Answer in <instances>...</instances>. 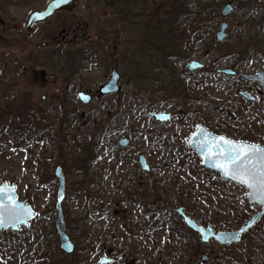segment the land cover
<instances>
[{
  "label": "rangeland",
  "instance_id": "obj_1",
  "mask_svg": "<svg viewBox=\"0 0 264 264\" xmlns=\"http://www.w3.org/2000/svg\"><path fill=\"white\" fill-rule=\"evenodd\" d=\"M48 1L0 0V65L6 66L0 70V101L27 98L35 111L31 114L41 113L36 115L43 132L30 150L0 142V184L15 185L18 201L35 212L28 230H0V264H65L88 246L79 264H95L105 253L102 245L122 252L135 242L141 243L148 264H158V257H164L161 264H182L191 253H196V264H202L201 255L209 257L207 264H264V215L237 244L220 247L211 241L199 248V238L185 231L176 213L183 207L216 232L236 230L260 211L248 202L247 190L202 167L185 139L201 124L215 134L264 144V98L255 95L257 85L240 76L264 69V50L248 48L241 54L237 47L255 35L264 0L242 11L239 5L251 0H200L217 13L205 14L196 40L184 38L191 52L173 60V81L168 72L161 74L160 63L153 66L163 36L155 25L161 1L147 0L148 7L139 13L126 11L123 21L95 0H77L73 10L58 11L25 30L28 15ZM227 2L234 12L224 18L220 12ZM196 8L192 5L190 13ZM222 21L229 25L230 38L219 42ZM74 56L73 70L69 62ZM193 59L204 67L188 71ZM112 68L120 75V92L101 96L99 87ZM226 68L237 76L217 73ZM247 89L256 104L239 96ZM79 92L90 95V102L82 103ZM151 112L169 113L170 119L159 122L148 116ZM38 117L31 119L33 124ZM91 135L102 137L99 146ZM122 138L129 140L126 147L118 145ZM92 150L88 162L82 154L91 156ZM139 154L149 173L140 169ZM57 166L65 176L62 209L75 244L71 255L60 250L54 227Z\"/></svg>",
  "mask_w": 264,
  "mask_h": 264
},
{
  "label": "water",
  "instance_id": "obj_2",
  "mask_svg": "<svg viewBox=\"0 0 264 264\" xmlns=\"http://www.w3.org/2000/svg\"><path fill=\"white\" fill-rule=\"evenodd\" d=\"M77 0H50L42 10L32 11L26 21V30H31L36 24L44 22L49 19L54 13L66 10L71 11L75 8ZM232 11V7L226 5L222 8L221 14L226 16ZM0 24L4 21L0 19ZM226 23H221L216 38L221 42L225 36ZM204 64L190 60L187 64L189 71H194L198 68H203ZM218 73L233 74L231 70H218ZM257 74H244L250 81L258 79ZM120 75L116 68H112L109 78L99 87V94L101 96L118 94L120 92L119 85ZM78 99L82 103H89L90 95L83 92L77 94ZM148 116L153 117L159 122H166L170 119L169 113H148ZM188 148L193 150L200 160V165L205 169L218 173L219 176L227 181L235 183L247 192V200L252 205L260 207V211L253 214L249 220L236 230L213 232L211 227L204 228L197 224L193 219L187 216L182 208L177 209L178 214L182 217L184 224L196 232L201 241L208 242L213 238L217 243L226 245L236 243L241 235L253 227L257 221L264 215V182H260L256 177H264V146L259 144H250L242 141H234L224 136H218L211 133L205 126L198 125L194 132H192L185 140ZM129 144L127 138L119 141L121 147H126ZM241 149L248 153L247 156L241 154ZM259 149V152H255ZM240 156L239 160L233 161L234 157ZM139 163L143 171L150 172L148 163L144 155L139 156ZM241 165L238 170L237 166ZM251 170L255 175L250 176L244 169ZM54 176L58 180V187L55 196V209L57 211V218L55 220V232L58 237L60 249L70 254L73 252V244L69 235L66 232V224L62 203L65 199V176L62 168L57 166L54 171ZM246 181V183L244 182ZM249 185H252L251 187ZM0 205L3 206L4 216L3 224L0 225V230L18 231L20 226L28 229L29 221L35 216V212L29 205L18 201L16 195L15 185H10L7 182L0 184ZM251 208L253 209V206Z\"/></svg>",
  "mask_w": 264,
  "mask_h": 264
},
{
  "label": "trees",
  "instance_id": "obj_3",
  "mask_svg": "<svg viewBox=\"0 0 264 264\" xmlns=\"http://www.w3.org/2000/svg\"><path fill=\"white\" fill-rule=\"evenodd\" d=\"M95 1L101 4L104 9H113L112 15L114 17H120L123 21H125L126 11L133 13L132 10H136L139 13L138 9L145 10L148 7V5L144 6V2L147 0H102L101 3H99L100 0ZM149 1L154 4L161 1L159 6L161 9V16H158V18L156 17L157 20L155 21V25L160 27L163 36H161L162 39L159 40L160 44L156 50L153 66L156 68L158 63H160V69L162 70L161 74L168 72V79L171 78L170 81H173V60L177 57H186L191 52V46L187 44V41H184V38L189 37L192 41L196 40L199 34L203 32L202 20L205 14L207 12H213V14H215L217 10L213 5L201 3L200 0ZM194 4L197 7L196 13L191 14V6ZM153 22L154 21H152V23ZM182 30L185 31L184 33H187V35L182 34ZM77 57L78 56H74L69 62V67L73 70ZM57 59L61 58L57 57ZM1 66L2 65H0V70L6 69V66L2 68ZM73 70H71V73ZM182 74L183 73H178V76H181L179 77L181 81H185ZM1 80L2 76L0 75V83ZM6 99L0 101V105L4 102L3 108H0V142L8 140L14 146L24 144V148L30 150L31 147H34V142H38V140L42 138V129H40V131L38 130L42 119L38 116L41 113L37 112L31 114L35 111L33 107L30 106L27 98V101L24 100L21 103H19L16 98L10 100ZM33 117H38L39 122L33 124L31 121ZM99 132L98 134H100ZM91 140L94 146H96L101 143L102 137L96 139L95 135H91ZM82 155L87 158L88 162L92 161L94 158L93 150L91 151V156Z\"/></svg>",
  "mask_w": 264,
  "mask_h": 264
},
{
  "label": "flooded vegetation",
  "instance_id": "obj_4",
  "mask_svg": "<svg viewBox=\"0 0 264 264\" xmlns=\"http://www.w3.org/2000/svg\"><path fill=\"white\" fill-rule=\"evenodd\" d=\"M249 3H251V4H253V6L255 7V6H259V3H260V0H251V1H248L247 3H245V4H241V5H239V8L241 9V11L242 10H246V9H248L249 7H247V5L249 4ZM226 5H229V6H231L232 7V11L229 13V14H227L226 16H223L222 14H220L221 15V17H224V18H226V17H228V16H230L233 12H234V7H233V5L231 4V3H229V2H227L224 6H226ZM223 6V7H224ZM222 7V8H223ZM58 13V12H57ZM57 13H55V14H57ZM54 14V15H55ZM260 20V19H259ZM257 21L258 23L257 24H255V29L257 30L256 31V33H255V35L252 37V40L250 41V42H248V43H238L237 44V47H239L240 49H239V51L241 52V54H245V52H246V50L248 49V48H253V49H255L257 52H261L262 50H264L263 48H264V38H262V35H264L263 33H264V18H262L260 21ZM221 23H226V25H227V27H226V29H225V31H224V34H225V36H224V38H223V40L221 41V42H223V41H228L229 40V38H230V31H229V25H228V23L227 22H225V21H222ZM35 27V26H34ZM26 30V29H25ZM259 55V54H258ZM261 55H264V52L263 53H261ZM260 56V55H259ZM259 56H258V59H259ZM227 70H231L232 72H233V74H224V73H218V70H224V69H218L217 70V73L218 74H221V75H227V76H231V77H236L237 76V72H236V70H232V69H229V68H226ZM257 73H259L260 74V76L258 75V79L256 80V81H250V80H248L246 77H244V74H257ZM240 76L245 80V81H247V82H249V83H251V84H255V85H257L258 86V88H257V90H256V96L257 97H259V98H264V69L263 70H257L256 72H254V73H241L240 74ZM238 94H239V96H241L242 97V99L244 100V101H246L245 103H250V104H253V103H255L256 101H257V97L256 96H254L253 95V92L251 91H248V89L247 90H240L239 92H238ZM109 96V95H108ZM257 103V102H256ZM255 103V104H256ZM221 112H223L222 110H221ZM226 114L232 119V120H235V116H234V114L233 113H231L230 111H226ZM199 125H201V124H199ZM198 126V125H197ZM196 126V127H197ZM204 126V125H203ZM196 127H195V129H196ZM206 127V126H205ZM207 128V127H206ZM195 129H194V131H195ZM208 129V128H207ZM209 130V129H208ZM193 131V132H194ZM211 133H213L211 130H209ZM216 132H218L217 130H215ZM219 133V132H218ZM215 134V133H213V134H215V135H221V132L219 133V134ZM191 134V133H190ZM189 134V135H190ZM221 136H224V135H221ZM224 137H226V136H224ZM226 138H228V137H226ZM123 139V138H122ZM229 139H231V138H229ZM232 140H234V139H232ZM234 141H242V142H246V143H250V144H259V143H255V142H251L252 141V139H251V137H245V140H234ZM118 145H119V141H118ZM259 145H261V146H264V144L262 145V144H259ZM120 146V145H119ZM141 154H139L138 155V157H137V160H138V165H139V167H140V169L142 170V168H141V166H140V163H139V156H140ZM146 159V158H145ZM147 161V160H146ZM143 171V170H142ZM144 172H146V171H144ZM147 173H149V172H147ZM179 208H182L183 209V212L187 215V216H189L186 212H185V208H183V207H179ZM178 208V209H179ZM176 213H177V215H179L178 214V212H177V209H176ZM190 217V216H189ZM181 222L183 223V225L185 226V231L186 232H188V234H190V235H192V236H195V237H198L199 238V240H200V245H199V248L201 247V245H203V244H206V245H208V244H210L211 243V241H214L215 243H217L213 238H210L209 240H208V242H203V241H201V237L196 233V232H194L193 230H191L190 228H188L185 224H184V222H183V219H182V217H181ZM259 222H260V220H259ZM259 222H257V224L259 223ZM199 224V223H198ZM199 225H201V226H203L204 228H207V227H211L212 229H213V227L211 226V225H207V226H204V225H202V224H199ZM27 229V228H26ZM28 230V229H27ZM66 230H67V228H66ZM213 232H215L214 231V229H213ZM217 232V231H216ZM215 232V233H216ZM70 237V236H69ZM241 238V237H240ZM240 238H239V240L236 242V243H230V244H226V245H223V244H220V247H229V246H232V245H235V244H237L239 241H240ZM57 239H58V237H57ZM70 240H71V238H70ZM71 242H72V244H73V252L75 251V244L73 243V241L71 240ZM58 243H59V241H58ZM201 243H203V244H201ZM135 244H136V246L135 247H132V246H129L128 247V249L127 250H125V251H122V252H120V251H118L117 250V248H113V247H111V246H108V247H106L105 245H102L101 246V249H102V251L101 252H105V253H102V254H100V253H98V254H100V256L98 257V259H97V261H96V263L95 264H148V261H147V256H146V253H144L143 252V250H142V245H141V243H139V245H137L138 243L137 242H135ZM60 248V247H59ZM92 248V247H91ZM90 249V246H88V247H84L83 249H82V253L79 255V256H77L76 258H75V260H73V261H70V262H68V263H65V264H79L80 263V260L81 261H83L81 258H82V255L84 254V252H86V250H89ZM61 250V249H60ZM91 250V249H90ZM62 251V250H61ZM139 251V252H138ZM63 252V251H62ZM73 252L72 253H70V254H67V253H65V252H63V253H65L66 255H71V254H73ZM81 256V257H80ZM163 258L164 257H158V259H157V262L156 263H158V264H161L162 263V261H163ZM200 262L202 263V264H207L208 262H209V257L207 256V255H201V257H200ZM197 262H196V253L194 254V253H191V254H188L187 255V257L185 258L184 257V260L182 261V264H196ZM62 264H64V263H62Z\"/></svg>",
  "mask_w": 264,
  "mask_h": 264
},
{
  "label": "snow or ice",
  "instance_id": "obj_5",
  "mask_svg": "<svg viewBox=\"0 0 264 264\" xmlns=\"http://www.w3.org/2000/svg\"><path fill=\"white\" fill-rule=\"evenodd\" d=\"M254 151L255 152H259L260 150L259 149H255ZM241 154L243 156H247L248 155V153L244 152L243 149H241ZM239 159H240V156H237V157L233 158V161L235 162V160H239ZM240 168H241V165H238L237 169L239 170ZM244 171H246L250 176H254L255 175L251 170H249L247 168H245ZM256 179L259 180L260 182H264V177H256ZM244 182L246 183V181H244ZM249 186L251 187L252 185H249ZM4 214L5 213H4L3 206L0 205V225H2L3 222H4V220H3Z\"/></svg>",
  "mask_w": 264,
  "mask_h": 264
}]
</instances>
